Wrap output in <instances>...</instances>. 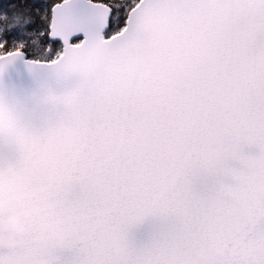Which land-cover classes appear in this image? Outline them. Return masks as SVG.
<instances>
[{
	"label": "snow or ice",
	"instance_id": "1",
	"mask_svg": "<svg viewBox=\"0 0 264 264\" xmlns=\"http://www.w3.org/2000/svg\"><path fill=\"white\" fill-rule=\"evenodd\" d=\"M5 199L0 264H264V0L0 4Z\"/></svg>",
	"mask_w": 264,
	"mask_h": 264
},
{
	"label": "clouds",
	"instance_id": "2",
	"mask_svg": "<svg viewBox=\"0 0 264 264\" xmlns=\"http://www.w3.org/2000/svg\"><path fill=\"white\" fill-rule=\"evenodd\" d=\"M8 207V201L0 200V211ZM29 231V225L19 213H12L5 217L0 224V249H12L19 246ZM57 248H63L64 242L58 241ZM58 259V257H54Z\"/></svg>",
	"mask_w": 264,
	"mask_h": 264
},
{
	"label": "water",
	"instance_id": "3",
	"mask_svg": "<svg viewBox=\"0 0 264 264\" xmlns=\"http://www.w3.org/2000/svg\"><path fill=\"white\" fill-rule=\"evenodd\" d=\"M223 179H225V182H230L227 180V178H223ZM215 183H216V178L211 176H201L200 178L197 179L195 186L198 191H208L215 185Z\"/></svg>",
	"mask_w": 264,
	"mask_h": 264
},
{
	"label": "trees",
	"instance_id": "4",
	"mask_svg": "<svg viewBox=\"0 0 264 264\" xmlns=\"http://www.w3.org/2000/svg\"><path fill=\"white\" fill-rule=\"evenodd\" d=\"M8 0H0V4H6Z\"/></svg>",
	"mask_w": 264,
	"mask_h": 264
}]
</instances>
